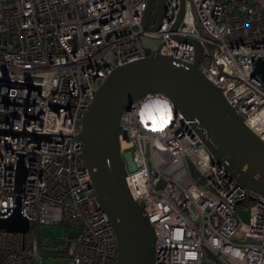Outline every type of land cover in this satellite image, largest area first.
Masks as SVG:
<instances>
[{
  "label": "built area",
  "instance_id": "built-area-1",
  "mask_svg": "<svg viewBox=\"0 0 264 264\" xmlns=\"http://www.w3.org/2000/svg\"><path fill=\"white\" fill-rule=\"evenodd\" d=\"M151 1L146 27L148 0H0V218L19 206L29 222L25 232L0 228V264H44L43 253L116 264L78 135L117 65L162 54L185 66L196 41L198 71L264 141V81L251 75L264 59V0H163L161 11ZM165 103L166 125L141 117ZM195 122L160 92L134 98L119 118L125 182L152 226L154 264H264V196L213 157ZM56 224L75 233L40 241L39 226Z\"/></svg>",
  "mask_w": 264,
  "mask_h": 264
},
{
  "label": "water",
  "instance_id": "water-1",
  "mask_svg": "<svg viewBox=\"0 0 264 264\" xmlns=\"http://www.w3.org/2000/svg\"><path fill=\"white\" fill-rule=\"evenodd\" d=\"M144 12L143 24L151 0ZM160 0L159 10H162ZM179 13L176 23L179 21ZM147 43V40H143ZM193 62L177 65L162 54L149 55L117 65L98 86L82 119L78 135L82 141L84 164L88 169L96 200L110 219L117 241L116 264H154V233L142 205L133 199L125 182V165L119 149V118L134 98L160 92L169 98L174 110L196 119V133L213 157L227 162L232 176L249 192L264 196V141L230 107L219 87L198 70L199 44ZM251 75L264 81V59L253 60ZM36 138L44 134L21 132ZM24 170L18 169L17 182ZM253 199L252 195L249 197ZM29 222L19 206L7 218H0V228L28 230Z\"/></svg>",
  "mask_w": 264,
  "mask_h": 264
},
{
  "label": "rangeland",
  "instance_id": "rangeland-1",
  "mask_svg": "<svg viewBox=\"0 0 264 264\" xmlns=\"http://www.w3.org/2000/svg\"><path fill=\"white\" fill-rule=\"evenodd\" d=\"M237 213L239 217L243 221L248 220L249 210L248 207H245V205H238L237 206ZM75 229L68 228L64 224H56V225H40L38 229V237L41 241L45 237H59L63 234H74ZM50 254L43 253V260L44 264H70L69 258H48Z\"/></svg>",
  "mask_w": 264,
  "mask_h": 264
},
{
  "label": "clouds",
  "instance_id": "clouds-1",
  "mask_svg": "<svg viewBox=\"0 0 264 264\" xmlns=\"http://www.w3.org/2000/svg\"><path fill=\"white\" fill-rule=\"evenodd\" d=\"M168 108V105L165 103L163 106L160 104H156L153 107H145L144 111L141 113V117L145 120H152L154 123L157 120H166L167 114L166 109Z\"/></svg>",
  "mask_w": 264,
  "mask_h": 264
},
{
  "label": "snow or ice",
  "instance_id": "snow-or-ice-1",
  "mask_svg": "<svg viewBox=\"0 0 264 264\" xmlns=\"http://www.w3.org/2000/svg\"><path fill=\"white\" fill-rule=\"evenodd\" d=\"M161 106H163V105H161ZM166 114H167V119L166 120H164V124L166 125L167 124V122L171 119V111H170V109H166ZM154 130H156V129H154Z\"/></svg>",
  "mask_w": 264,
  "mask_h": 264
}]
</instances>
